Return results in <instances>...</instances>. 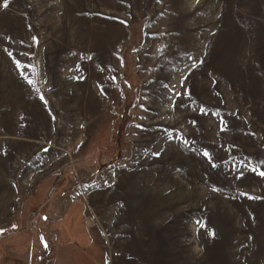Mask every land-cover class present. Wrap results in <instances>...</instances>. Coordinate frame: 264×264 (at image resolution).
<instances>
[{
    "label": "rangeland",
    "instance_id": "obj_1",
    "mask_svg": "<svg viewBox=\"0 0 264 264\" xmlns=\"http://www.w3.org/2000/svg\"><path fill=\"white\" fill-rule=\"evenodd\" d=\"M3 5L2 264H264V0Z\"/></svg>",
    "mask_w": 264,
    "mask_h": 264
},
{
    "label": "bare ground",
    "instance_id": "obj_2",
    "mask_svg": "<svg viewBox=\"0 0 264 264\" xmlns=\"http://www.w3.org/2000/svg\"><path fill=\"white\" fill-rule=\"evenodd\" d=\"M184 47V46H183ZM193 47V46H192ZM197 47V46H196ZM176 58V57H175ZM166 65H169V67L168 66H166ZM173 67H175L174 66V64H173V62L172 63H166L165 65H162V69L164 70L163 71V73H162V75L160 76L161 77V83H166V82H171L174 78H175V76H174V69H173ZM176 75V74H175ZM171 84V83H170ZM161 89V88H160ZM166 89H167V87H162V89H161V94H163L165 91H166ZM160 94V95H161ZM160 99H161V97H160ZM38 219H36V221H37Z\"/></svg>",
    "mask_w": 264,
    "mask_h": 264
},
{
    "label": "snow or ice",
    "instance_id": "obj_3",
    "mask_svg": "<svg viewBox=\"0 0 264 264\" xmlns=\"http://www.w3.org/2000/svg\"><path fill=\"white\" fill-rule=\"evenodd\" d=\"M7 3H8V0H4V7H7ZM29 83H31V81H29ZM261 175H264V172L260 173Z\"/></svg>",
    "mask_w": 264,
    "mask_h": 264
},
{
    "label": "trees",
    "instance_id": "obj_4",
    "mask_svg": "<svg viewBox=\"0 0 264 264\" xmlns=\"http://www.w3.org/2000/svg\"><path fill=\"white\" fill-rule=\"evenodd\" d=\"M119 133H121V131H120ZM5 260H6V258H5L4 260L1 259V260H0V263H1V264L4 263Z\"/></svg>",
    "mask_w": 264,
    "mask_h": 264
},
{
    "label": "built area",
    "instance_id": "obj_5",
    "mask_svg": "<svg viewBox=\"0 0 264 264\" xmlns=\"http://www.w3.org/2000/svg\"><path fill=\"white\" fill-rule=\"evenodd\" d=\"M37 216H38V214H36V218H37ZM36 218H35L34 222H36Z\"/></svg>",
    "mask_w": 264,
    "mask_h": 264
}]
</instances>
